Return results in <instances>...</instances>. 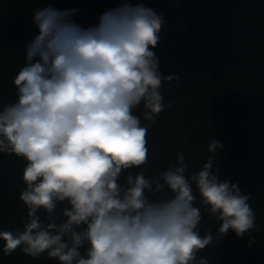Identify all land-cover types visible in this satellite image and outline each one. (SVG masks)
Returning a JSON list of instances; mask_svg holds the SVG:
<instances>
[{"label":"clouds","instance_id":"clouds-1","mask_svg":"<svg viewBox=\"0 0 264 264\" xmlns=\"http://www.w3.org/2000/svg\"><path fill=\"white\" fill-rule=\"evenodd\" d=\"M78 11L34 9L15 100L0 105V154L24 162L27 210L20 228L0 230V253L57 264H209L199 253L229 231H259L251 194L215 164L223 144L209 140L198 172L182 150L158 175L132 171L147 166L148 130L173 103L164 85L179 80L162 73L155 52L163 14L119 0L85 27ZM204 214L215 234H201Z\"/></svg>","mask_w":264,"mask_h":264},{"label":"water","instance_id":"water-1","mask_svg":"<svg viewBox=\"0 0 264 264\" xmlns=\"http://www.w3.org/2000/svg\"><path fill=\"white\" fill-rule=\"evenodd\" d=\"M133 2L163 14L155 52L162 73L179 76L172 86L164 85L165 103H173L148 130V164L133 174L158 175L181 150L190 172H198L208 158L209 140L220 141L224 147L215 164L223 177L251 194L259 231L243 238L229 231L199 255L209 264H264V0ZM48 3L78 8L75 19L86 27L119 0H0V105L15 100L12 80L24 63V46L36 34L34 9ZM23 168L21 159L0 154V230L20 228L26 215L19 201ZM218 227L212 216L203 215L201 234H215ZM250 238L255 241L251 246ZM0 264L57 262L46 254L32 259L17 250L9 257L0 253Z\"/></svg>","mask_w":264,"mask_h":264}]
</instances>
